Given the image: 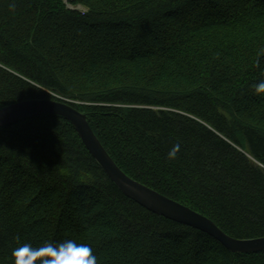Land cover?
<instances>
[{
    "label": "trees",
    "instance_id": "16d2710c",
    "mask_svg": "<svg viewBox=\"0 0 264 264\" xmlns=\"http://www.w3.org/2000/svg\"><path fill=\"white\" fill-rule=\"evenodd\" d=\"M68 4L0 0V110L68 99L127 176L264 238V0ZM68 238L98 264H264L130 199L66 118L0 128V264Z\"/></svg>",
    "mask_w": 264,
    "mask_h": 264
},
{
    "label": "water",
    "instance_id": "95a60500",
    "mask_svg": "<svg viewBox=\"0 0 264 264\" xmlns=\"http://www.w3.org/2000/svg\"><path fill=\"white\" fill-rule=\"evenodd\" d=\"M38 115H58L69 120L83 143L98 161L108 177L130 199L152 213L174 222L200 230L219 241L232 253H255L264 251V238L237 240L225 234L217 225L203 215L167 198L157 191L127 176L115 163L90 127L87 115L82 114L66 101L33 99L12 104L0 110V127Z\"/></svg>",
    "mask_w": 264,
    "mask_h": 264
},
{
    "label": "clouds",
    "instance_id": "9594fccd",
    "mask_svg": "<svg viewBox=\"0 0 264 264\" xmlns=\"http://www.w3.org/2000/svg\"><path fill=\"white\" fill-rule=\"evenodd\" d=\"M257 92L264 91V81L256 85ZM179 146L169 153V158H175ZM15 264H98V257L93 248L75 239H65L61 242H45L39 247L30 242H23L13 250Z\"/></svg>",
    "mask_w": 264,
    "mask_h": 264
},
{
    "label": "rangeland",
    "instance_id": "374dc122",
    "mask_svg": "<svg viewBox=\"0 0 264 264\" xmlns=\"http://www.w3.org/2000/svg\"><path fill=\"white\" fill-rule=\"evenodd\" d=\"M65 1V3H67V6L68 7H70V8H72L73 9V7L70 5V4H68V0H64ZM76 9H79V10H85L83 7H81V6H79V7H76ZM54 96H56V95H54ZM57 97V99L59 98V99H62V100H64V101H66V102H69L70 100H66V99H64V98H62V97H59V96H56ZM77 103H80L81 104V102H77Z\"/></svg>",
    "mask_w": 264,
    "mask_h": 264
}]
</instances>
